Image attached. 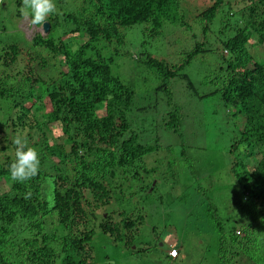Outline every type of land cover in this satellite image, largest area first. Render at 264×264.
I'll list each match as a JSON object with an SVG mask.
<instances>
[{
  "label": "trees",
  "instance_id": "obj_1",
  "mask_svg": "<svg viewBox=\"0 0 264 264\" xmlns=\"http://www.w3.org/2000/svg\"><path fill=\"white\" fill-rule=\"evenodd\" d=\"M8 2L16 9L22 6L21 0ZM247 2L237 9L228 0H213L194 17L201 43L175 64L149 56L142 62L146 75L158 81L155 90L168 100V82L176 78L173 85L179 86L178 92L195 93L183 70L197 54L220 53L216 76L207 82L220 79L212 93L231 121L229 174L237 197L231 204L256 207L253 214L259 222L240 225L215 211L217 264H264L263 255L258 256L264 248L256 255L251 239L253 226L264 234V63L252 59L254 45L249 43L256 37L255 44L264 47V0ZM179 4L180 0H80L75 12L62 14L61 19L54 13L48 16L45 38L34 36L24 49L0 43V48L4 45L0 49V180L7 185L0 193V264H87L94 229L117 240L124 237L132 253L149 249H130L133 229L135 235L144 216L138 206L126 211L123 202L132 191L134 196L141 194L138 202L144 203L146 193L154 190L148 188L157 166H148L147 159L160 147L148 126L127 120L129 106L135 103L133 91L112 72L113 56L103 55L102 43L121 45L123 30L138 24L145 26L148 37L159 34L164 22L178 21ZM4 31L0 25V32ZM209 32L217 37L213 47L204 40ZM81 36L86 39L71 49L67 41ZM19 57L24 58L20 70L15 69ZM43 103L49 105L47 112L43 105L37 106ZM176 112L170 109L159 117L170 131L178 125ZM53 124L62 134L58 142L48 138ZM17 134L40 156L38 174L23 183L14 182L9 172ZM165 149L169 152L170 146ZM224 222H231V227H223ZM174 247L179 254L180 244L175 242ZM165 257L173 262L166 253Z\"/></svg>",
  "mask_w": 264,
  "mask_h": 264
},
{
  "label": "rangeland",
  "instance_id": "obj_2",
  "mask_svg": "<svg viewBox=\"0 0 264 264\" xmlns=\"http://www.w3.org/2000/svg\"><path fill=\"white\" fill-rule=\"evenodd\" d=\"M228 1L235 3L237 9L245 8L248 4L247 0ZM212 2L213 0H180L178 21L164 22L159 34L148 37L146 32H143L145 26L138 24L123 30L121 45L102 43L105 46L102 49L103 55L113 56L112 72L133 91L135 103L134 106H129L127 120L132 121L134 126H148L149 132L153 134L152 139L155 136L160 148L147 159L150 163L148 166H157L153 174L150 173L153 176L148 188V191L151 188L154 190L146 193L144 203L138 202L141 194L134 196L132 191H129L128 201L123 202L126 211L138 206L144 216L143 223L137 227L135 235V228L133 229L134 241L132 240L130 249H149L132 253L126 248L124 237L117 240L94 229L88 243L91 256L87 264H217L216 234L212 221L214 212L216 211V215L222 219H235L240 225L249 220L259 222L258 215L253 214L257 211L256 207L251 210L252 207H248V204L246 207L231 204V200L237 199L233 195V183L230 184L232 178L229 174L232 163L228 155L232 137L231 121L226 119L218 95L212 93L219 85L220 79H216V83L207 82L216 76L220 53L215 50L212 53L197 54L183 70L193 84L195 93L178 92L179 86L173 85V82L178 80L176 78L168 82V100L164 93L155 90L158 81L148 77L143 69L145 56L175 64L184 52L201 43L202 35L194 17ZM2 3L0 25L5 31L0 32V43H15L24 49L34 36L45 38L48 32H38L30 27L29 22L20 14L21 8L16 9L8 0H0V5ZM55 3L57 10L54 16L58 19H61L62 14L72 13L80 8V0H55ZM224 8L223 6L221 10L226 11ZM235 20L236 17L231 19L233 22ZM216 38L209 32L204 40L213 47L217 42ZM85 39V36H81L67 43L71 49H75V46ZM255 39L256 37L249 42L254 45L250 54L254 61L262 64L264 47L255 44ZM38 51L47 55L42 50ZM115 52L116 55L112 54ZM23 60V57H19L15 69L20 70L23 67ZM59 65V68L64 70V66ZM54 69H57L56 64ZM50 72L52 73V69ZM42 105V110L47 112L49 105L43 103L37 106ZM170 109L177 110L178 125L175 131L163 126V118H159ZM142 118L145 119L144 122ZM238 122L240 129V121ZM49 129L48 138L58 142L62 137L59 126L53 124ZM168 145L170 153L165 149ZM242 163L248 164L244 159ZM248 170H251V167H248ZM4 186L7 187L4 180H0V193L5 191ZM258 222L253 225L259 224ZM223 227H231V222H224ZM258 231L260 230H255L253 226L251 239L255 245L253 248H257L256 255L264 248V234ZM175 242L179 243L181 248L176 260L170 263L165 253L169 248L178 250L174 247ZM262 255L264 257V253L258 256ZM242 263L243 261H240V264Z\"/></svg>",
  "mask_w": 264,
  "mask_h": 264
},
{
  "label": "clouds",
  "instance_id": "obj_3",
  "mask_svg": "<svg viewBox=\"0 0 264 264\" xmlns=\"http://www.w3.org/2000/svg\"><path fill=\"white\" fill-rule=\"evenodd\" d=\"M21 4L20 14L38 32L43 31L48 16L57 10L55 0H21ZM12 143L15 145V159L9 166L10 177L14 182L23 183L38 174L40 156L21 134H17Z\"/></svg>",
  "mask_w": 264,
  "mask_h": 264
},
{
  "label": "built area",
  "instance_id": "obj_4",
  "mask_svg": "<svg viewBox=\"0 0 264 264\" xmlns=\"http://www.w3.org/2000/svg\"><path fill=\"white\" fill-rule=\"evenodd\" d=\"M166 254L170 259H176L178 257V251L175 248H169Z\"/></svg>",
  "mask_w": 264,
  "mask_h": 264
},
{
  "label": "water",
  "instance_id": "obj_5",
  "mask_svg": "<svg viewBox=\"0 0 264 264\" xmlns=\"http://www.w3.org/2000/svg\"><path fill=\"white\" fill-rule=\"evenodd\" d=\"M47 30H48V27H47V25L44 23V25H43V33H46L47 32Z\"/></svg>",
  "mask_w": 264,
  "mask_h": 264
},
{
  "label": "crops",
  "instance_id": "obj_6",
  "mask_svg": "<svg viewBox=\"0 0 264 264\" xmlns=\"http://www.w3.org/2000/svg\"><path fill=\"white\" fill-rule=\"evenodd\" d=\"M176 260V259H175Z\"/></svg>",
  "mask_w": 264,
  "mask_h": 264
}]
</instances>
